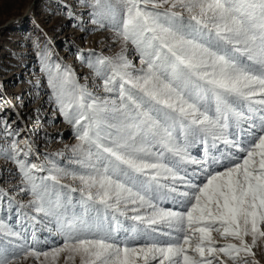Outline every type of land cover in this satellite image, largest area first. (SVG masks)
<instances>
[{
	"label": "snow or ice",
	"instance_id": "1",
	"mask_svg": "<svg viewBox=\"0 0 264 264\" xmlns=\"http://www.w3.org/2000/svg\"><path fill=\"white\" fill-rule=\"evenodd\" d=\"M96 4L124 46L95 64L104 92L115 98L88 92L71 71L53 83L61 111L77 130L76 162L88 170L79 176L82 187L70 188L81 193V209L53 198L43 179L37 183L32 173L43 167L17 159L23 150L13 142L6 154L30 185V204L52 218L63 243L38 250L34 233L29 239L26 229L14 231L0 220V264L29 257L55 264L61 254L65 264L77 257L80 264H227L222 255L234 264H249L247 257L259 264L253 248L264 237V0ZM128 44L139 54L138 69L127 58ZM197 135L211 137L213 148L221 141L236 150L227 153L222 171L209 170L207 149L203 160L190 157L187 140ZM170 163L201 165L206 182L179 176ZM169 177L189 190L161 183ZM46 179L58 183L55 175ZM172 194L183 198L177 200L183 211L153 202ZM129 204L151 211L132 209L137 214L129 217ZM125 220L134 223L124 227ZM213 232L239 244L217 247ZM152 233L171 242L129 245Z\"/></svg>",
	"mask_w": 264,
	"mask_h": 264
},
{
	"label": "rangeland",
	"instance_id": "2",
	"mask_svg": "<svg viewBox=\"0 0 264 264\" xmlns=\"http://www.w3.org/2000/svg\"><path fill=\"white\" fill-rule=\"evenodd\" d=\"M116 11H119V6ZM100 12L96 0H0V220L14 231L26 229L24 234L29 239L34 233L40 242L38 250L41 251H50L52 247L62 245L63 238L52 218L36 212L30 204L35 199L30 185L19 171L16 161L6 153L11 152V145L15 142L23 150L17 159L43 167V170L32 173L37 183L43 179L50 188V194H54L53 198L60 197L70 210L81 209V193L70 191V188L82 187L79 176L88 174V170L76 162L78 157L73 147L80 143L77 130L61 111L53 83L58 82L65 71H71L76 81L85 85L88 92L95 96L115 98L114 93L104 92L103 79L97 75L95 64L98 57H115L124 46L115 35L116 29L99 15ZM126 55L135 68L141 67L139 54L131 44L127 45ZM182 139V136L178 137V141ZM187 149L190 157L197 160L205 159L207 149L209 170L216 171H222L227 164V153L236 151L221 141H217L213 148L211 137L199 135L194 139L188 138ZM165 157H168L167 153ZM212 157H219L221 163L213 165ZM169 166L176 168L179 176L191 179L193 183L206 182L199 164H181L177 167L170 163ZM50 175L57 176L58 183L46 179ZM161 183L175 186L179 191L189 190L183 181L173 182L170 177L161 179ZM177 200L182 201L183 198L172 194L153 202L161 208L183 211ZM132 209H137L140 215H147L151 211L140 208L138 204H129L126 209L129 217L137 214ZM133 223L125 220L124 227ZM212 235L217 247L226 243L239 244V241L231 237L225 239L217 232ZM120 238L128 239V236L121 233ZM246 240L251 243L250 236ZM153 242L163 245L171 241L160 233H152L129 240V245L139 247ZM253 251L255 260L264 264V237L258 239ZM240 256L244 257V253ZM220 258L227 264H234L226 256ZM247 259L251 264L252 257ZM65 260L66 255L61 254L55 264H65ZM41 262L52 264L50 259L45 261L44 257L40 261L32 257L20 260V264ZM74 264H80L78 257ZM235 264H242V261Z\"/></svg>",
	"mask_w": 264,
	"mask_h": 264
},
{
	"label": "bare ground",
	"instance_id": "3",
	"mask_svg": "<svg viewBox=\"0 0 264 264\" xmlns=\"http://www.w3.org/2000/svg\"><path fill=\"white\" fill-rule=\"evenodd\" d=\"M79 56L81 57V55L79 54ZM83 58V57H82ZM79 59V58H78ZM31 94V93H30ZM29 96V95H28ZM32 98V97H31ZM45 114V113H44ZM39 125V124H38Z\"/></svg>",
	"mask_w": 264,
	"mask_h": 264
}]
</instances>
